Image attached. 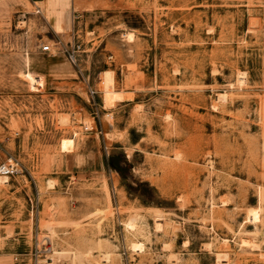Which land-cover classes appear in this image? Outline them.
Here are the masks:
<instances>
[{
    "label": "rangeland",
    "instance_id": "rangeland-1",
    "mask_svg": "<svg viewBox=\"0 0 264 264\" xmlns=\"http://www.w3.org/2000/svg\"><path fill=\"white\" fill-rule=\"evenodd\" d=\"M10 160L0 264H264V0H0Z\"/></svg>",
    "mask_w": 264,
    "mask_h": 264
},
{
    "label": "built area",
    "instance_id": "built-area-1",
    "mask_svg": "<svg viewBox=\"0 0 264 264\" xmlns=\"http://www.w3.org/2000/svg\"><path fill=\"white\" fill-rule=\"evenodd\" d=\"M41 51L43 53L51 52V47L49 45H43L41 47ZM18 168L17 165L10 160L9 162L4 163L0 166V177L7 176L10 177L17 172ZM38 255L34 258L33 264H49L48 255L51 253L50 246L45 245L42 249L37 251ZM41 257H44L41 259Z\"/></svg>",
    "mask_w": 264,
    "mask_h": 264
},
{
    "label": "bare ground",
    "instance_id": "bare-ground-1",
    "mask_svg": "<svg viewBox=\"0 0 264 264\" xmlns=\"http://www.w3.org/2000/svg\"><path fill=\"white\" fill-rule=\"evenodd\" d=\"M56 29L58 31H62L63 30V27H61L60 25H58ZM121 94L122 93L106 91V94H105V97H104L105 98L104 101H105V103H108V104H113V102H115V101H122L123 96ZM65 121H66V119H65ZM69 143H68V148L70 147ZM66 145L67 144H66V141H65L64 142V149L67 147ZM4 179H7V177H4ZM5 182H6V180H5Z\"/></svg>",
    "mask_w": 264,
    "mask_h": 264
},
{
    "label": "crops",
    "instance_id": "crops-1",
    "mask_svg": "<svg viewBox=\"0 0 264 264\" xmlns=\"http://www.w3.org/2000/svg\"><path fill=\"white\" fill-rule=\"evenodd\" d=\"M34 4H42L45 5L47 3V0H30ZM75 0H67L69 4H72ZM61 26V25H60ZM62 27V26H61ZM33 82L34 89L42 88L44 87V82L42 78H31Z\"/></svg>",
    "mask_w": 264,
    "mask_h": 264
}]
</instances>
